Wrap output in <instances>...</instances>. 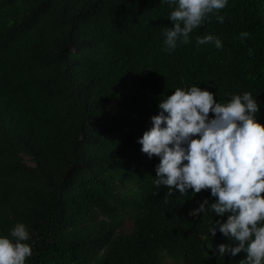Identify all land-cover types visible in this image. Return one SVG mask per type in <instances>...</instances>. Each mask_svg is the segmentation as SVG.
<instances>
[{"label":"trees","instance_id":"obj_1","mask_svg":"<svg viewBox=\"0 0 264 264\" xmlns=\"http://www.w3.org/2000/svg\"><path fill=\"white\" fill-rule=\"evenodd\" d=\"M174 8L162 0H0V237L26 225L33 254L25 264L246 257L210 255L221 243L235 246L218 227L209 233L228 214L189 216L216 197L210 189L167 196L153 183L160 157L149 158L138 140L162 99L194 85L221 104L251 93L264 123V0H228L223 23L213 17L169 53L163 33ZM205 35L223 47H198Z\"/></svg>","mask_w":264,"mask_h":264},{"label":"clouds","instance_id":"obj_2","mask_svg":"<svg viewBox=\"0 0 264 264\" xmlns=\"http://www.w3.org/2000/svg\"><path fill=\"white\" fill-rule=\"evenodd\" d=\"M169 7L175 5L168 19L172 27L164 30L165 50L169 53L178 45L189 44L190 34L206 21L215 17L224 22L219 10L228 0H162ZM248 32H241L243 41ZM212 44L217 49L222 41L213 35L196 37V45ZM251 53V49L249 50ZM159 114L151 117L152 127L145 131L138 142L141 151L160 157L153 181L157 188L166 186L167 196L174 190L187 195L191 190L200 193L210 189L216 197L210 203L205 198L198 208L188 215L197 217L206 211L214 212L227 220H215L210 227L211 237L219 232L235 241V246L221 243L210 255L236 256L245 252L240 264H262L264 261V123L256 98L251 93L233 95L229 102L221 104L214 94L199 86L175 89L171 96L158 105ZM214 113L212 118L209 113ZM163 125V126H162ZM187 161V163H184ZM11 237H0V264H25L33 254L27 241L31 233L23 223L11 230Z\"/></svg>","mask_w":264,"mask_h":264},{"label":"rangeland","instance_id":"obj_3","mask_svg":"<svg viewBox=\"0 0 264 264\" xmlns=\"http://www.w3.org/2000/svg\"><path fill=\"white\" fill-rule=\"evenodd\" d=\"M25 159L28 161L27 158H25ZM130 228H131V225H130L129 222H127L126 225H125V229H126V230H130Z\"/></svg>","mask_w":264,"mask_h":264}]
</instances>
